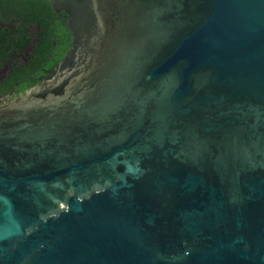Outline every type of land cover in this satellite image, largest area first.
<instances>
[{"label": "water", "instance_id": "95a60500", "mask_svg": "<svg viewBox=\"0 0 264 264\" xmlns=\"http://www.w3.org/2000/svg\"><path fill=\"white\" fill-rule=\"evenodd\" d=\"M0 264H264V0H0Z\"/></svg>", "mask_w": 264, "mask_h": 264}]
</instances>
